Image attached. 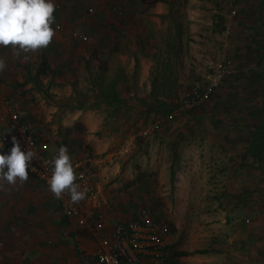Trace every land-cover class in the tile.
Returning a JSON list of instances; mask_svg holds the SVG:
<instances>
[{
	"label": "crops",
	"instance_id": "obj_1",
	"mask_svg": "<svg viewBox=\"0 0 264 264\" xmlns=\"http://www.w3.org/2000/svg\"><path fill=\"white\" fill-rule=\"evenodd\" d=\"M54 3L56 36L46 49L30 53L24 60L23 54L14 58L10 48L0 46V57L7 62L6 71L0 74V122L8 121L6 105L12 103L38 142L47 144L50 151L67 146L72 160L82 162L94 177L96 197L87 196L80 203L86 209L96 199L101 201L104 223L100 232L108 233L117 224L134 219L127 211L131 205L126 196L118 191L121 181L117 174L122 161L136 151V136L152 131L154 122L146 121L143 109L160 110L173 91L165 89L172 82L157 67L160 58L168 57L156 53L167 42L162 40L164 33L169 34L165 18L174 6L168 0ZM241 5L243 16L240 11L234 21L236 14L230 12V23L221 34L229 45L226 35L238 30L241 39L235 42L245 47L230 49V54L237 55L228 57L236 71L249 75L255 56L263 55L258 44L264 36L257 35L264 32V0H242ZM148 6H152L149 11L145 10ZM249 6L255 14L252 19ZM188 25L204 26L196 21L182 24L184 28ZM75 30L88 35L87 41L74 37ZM197 59L208 64L213 60L210 56H176L178 84L189 81L193 69L199 71ZM260 68V76H264V67ZM76 123L86 130L75 128L66 136L64 131ZM80 141L86 143L89 153L78 154L75 147ZM125 173L127 169L121 176L128 177ZM96 245L95 234L62 213L58 199L36 176L29 174L22 186L0 192V264H87L83 254L91 255ZM183 257L195 259L196 255Z\"/></svg>",
	"mask_w": 264,
	"mask_h": 264
},
{
	"label": "rangeland",
	"instance_id": "obj_2",
	"mask_svg": "<svg viewBox=\"0 0 264 264\" xmlns=\"http://www.w3.org/2000/svg\"><path fill=\"white\" fill-rule=\"evenodd\" d=\"M168 1L174 6L165 18L169 34L162 35L167 42L156 56L168 57L160 58L157 67L173 84L165 89L173 91L160 110L143 109L146 121L154 122L152 131L136 136V151L122 161L117 174L118 191L131 205L127 210L131 217L150 208L156 218L170 224L171 264H264V76H260L264 39L258 44L263 55L255 56L249 75L235 69L206 102L181 109L178 99L206 83L218 64L235 68L230 57L237 52L229 51L244 45L235 42L241 39L237 29L226 35L225 45L221 30L230 23V12L236 21L245 9L242 0ZM254 16L252 10L249 19ZM192 21L204 26H182ZM176 56L213 60L208 64L197 59L199 71L193 69L190 80L178 84ZM75 128L86 130L76 123L65 135ZM79 143L78 154L89 153L86 143ZM126 169L128 177L121 176ZM189 255L196 257H183Z\"/></svg>",
	"mask_w": 264,
	"mask_h": 264
},
{
	"label": "built area",
	"instance_id": "obj_3",
	"mask_svg": "<svg viewBox=\"0 0 264 264\" xmlns=\"http://www.w3.org/2000/svg\"><path fill=\"white\" fill-rule=\"evenodd\" d=\"M90 12L93 8L89 9ZM60 28L59 25H57ZM72 35L87 41L88 35L75 30ZM235 71L229 65L218 64L215 73L202 86L194 88L190 93L182 95L177 103L181 109H192L206 102L221 85L223 78ZM8 121L0 122V153L8 154L12 145V138L16 137L21 149L27 151L33 148L37 152V159H33L28 173L41 179L48 187L47 180L51 175V166L44 165L59 149L49 150L47 144L38 142L30 125L21 122L16 106L12 103L6 105ZM78 179L77 183L88 188V197H96L97 192L93 184V176L86 172L83 163L73 161ZM35 168L36 171H32ZM61 211L68 217L77 219L80 226L90 229L95 234L97 245L90 255L84 253L83 258L87 264H171L174 237L170 224L154 216L149 208L144 210L137 218L119 223L108 233H101L103 229V216L100 210L101 201L84 209L81 203H69L65 195L58 199Z\"/></svg>",
	"mask_w": 264,
	"mask_h": 264
},
{
	"label": "clouds",
	"instance_id": "obj_4",
	"mask_svg": "<svg viewBox=\"0 0 264 264\" xmlns=\"http://www.w3.org/2000/svg\"><path fill=\"white\" fill-rule=\"evenodd\" d=\"M55 9L54 0H0V46L10 48L14 58H21L23 54L24 60L29 58L28 54L46 49L56 36L52 27ZM6 69V59L0 57V74ZM12 145L8 154L0 153V192L26 183L31 162L37 159V152L33 148L23 151L16 137L12 138ZM43 163L51 166L47 184L55 198L67 195L71 204L86 199L88 188L77 183L67 146H61L52 159Z\"/></svg>",
	"mask_w": 264,
	"mask_h": 264
},
{
	"label": "trees",
	"instance_id": "obj_5",
	"mask_svg": "<svg viewBox=\"0 0 264 264\" xmlns=\"http://www.w3.org/2000/svg\"><path fill=\"white\" fill-rule=\"evenodd\" d=\"M151 1H152V2H156V1H159V0H151ZM256 140H257V139H256ZM199 252L201 253V252H206V251H204V250H200ZM182 253L185 254V252H182ZM182 253H181V254H182Z\"/></svg>",
	"mask_w": 264,
	"mask_h": 264
}]
</instances>
